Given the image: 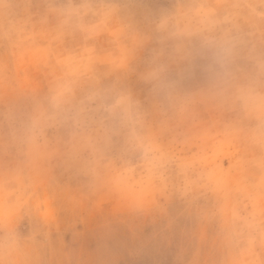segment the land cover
I'll use <instances>...</instances> for the list:
<instances>
[{
    "label": "rangeland",
    "instance_id": "rangeland-1",
    "mask_svg": "<svg viewBox=\"0 0 264 264\" xmlns=\"http://www.w3.org/2000/svg\"><path fill=\"white\" fill-rule=\"evenodd\" d=\"M0 264H264V0H0Z\"/></svg>",
    "mask_w": 264,
    "mask_h": 264
}]
</instances>
